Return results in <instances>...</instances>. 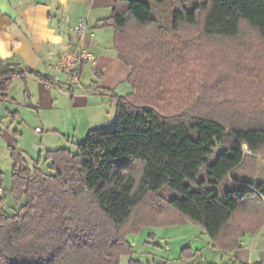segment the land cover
<instances>
[{
    "label": "trees",
    "instance_id": "trees-1",
    "mask_svg": "<svg viewBox=\"0 0 264 264\" xmlns=\"http://www.w3.org/2000/svg\"><path fill=\"white\" fill-rule=\"evenodd\" d=\"M155 1L113 6L114 48L132 88L114 96L113 128L90 131L75 152L48 151L50 174L11 149L20 208L0 207V264H120L132 255L130 234L187 221L228 254L264 227V181L254 172L264 158V73L243 70L247 90L232 95L239 75L216 63L222 42L239 41L244 28L264 52V0H170L169 26L154 16L166 0ZM27 73L0 62V97Z\"/></svg>",
    "mask_w": 264,
    "mask_h": 264
},
{
    "label": "crops",
    "instance_id": "crops-1",
    "mask_svg": "<svg viewBox=\"0 0 264 264\" xmlns=\"http://www.w3.org/2000/svg\"><path fill=\"white\" fill-rule=\"evenodd\" d=\"M116 1L0 0V62L18 63L33 72L14 78L6 96L0 97V152L8 151L11 157L16 147L36 161L44 151L75 152L90 131L114 126V96L132 92L130 69L118 57L115 28L109 22ZM81 21L86 28L79 37L76 29ZM79 47L91 51L96 60L82 67L79 83L70 84L49 66ZM41 76H50L51 82ZM25 129L39 135L30 138ZM27 138L35 144L37 159L25 147ZM5 199L4 194L0 207L5 208ZM240 243L228 254L208 243V255L201 256L200 263L264 262V227Z\"/></svg>",
    "mask_w": 264,
    "mask_h": 264
},
{
    "label": "rangeland",
    "instance_id": "rangeland-1",
    "mask_svg": "<svg viewBox=\"0 0 264 264\" xmlns=\"http://www.w3.org/2000/svg\"><path fill=\"white\" fill-rule=\"evenodd\" d=\"M150 1L156 2L155 0ZM154 16L166 26L171 25L173 22L171 1L166 0L159 4L158 8L154 10ZM242 33L243 35L237 42H222L223 54L217 57L216 62L226 72L230 73L231 70H234L239 75V78L233 80V85L229 88L232 95H237L240 86L243 89L247 87L248 81L242 79L241 76L243 70L247 73H254L255 71L264 73V52L259 55L263 43L248 28H244ZM202 44L204 43L202 42ZM213 44L216 45V43ZM209 53L208 55H210ZM208 55V62L212 64L210 57H212L213 51L210 57ZM209 72L212 74V65L209 66ZM26 131L30 138L34 137L33 133L36 136L38 134L34 130H32L33 133L29 130ZM27 140L29 139L27 138ZM31 141L29 140V144L25 143V147L33 154L31 155L33 159H37L39 153L36 151L35 144L30 143ZM246 153L248 152L246 151ZM45 155L46 151L42 153L40 167L45 173L50 174L52 171L49 168V162L45 161ZM30 158V156H26L29 166L35 163ZM0 167L2 169L1 186L6 196L4 206L9 213H12L14 210H18L20 205L16 204L11 193L12 159L8 151L0 152ZM254 172H258V178L264 181V158L262 156H257ZM128 240L132 245V255L123 256L120 264H129L131 259L140 261L141 264H201V256L206 257L208 255V243L213 246L212 239L204 228L191 221L184 224L144 227L138 233L130 234Z\"/></svg>",
    "mask_w": 264,
    "mask_h": 264
},
{
    "label": "built area",
    "instance_id": "built-area-1",
    "mask_svg": "<svg viewBox=\"0 0 264 264\" xmlns=\"http://www.w3.org/2000/svg\"><path fill=\"white\" fill-rule=\"evenodd\" d=\"M86 25L83 21L80 22L76 29V33L79 37H82L85 31ZM96 57L95 55L82 47H79L75 50L66 52L60 56V58L49 67L53 72L61 73L66 76L68 83L76 84L80 81V73L82 67L86 63L95 62ZM37 131L40 132L41 129L37 128ZM245 151L251 153L248 150L247 146H244ZM4 190L0 185V196H2Z\"/></svg>",
    "mask_w": 264,
    "mask_h": 264
},
{
    "label": "water",
    "instance_id": "water-1",
    "mask_svg": "<svg viewBox=\"0 0 264 264\" xmlns=\"http://www.w3.org/2000/svg\"><path fill=\"white\" fill-rule=\"evenodd\" d=\"M222 151V149L220 148V152Z\"/></svg>",
    "mask_w": 264,
    "mask_h": 264
}]
</instances>
